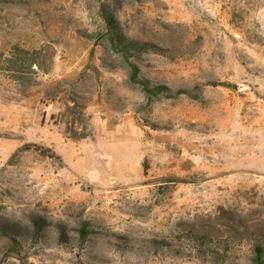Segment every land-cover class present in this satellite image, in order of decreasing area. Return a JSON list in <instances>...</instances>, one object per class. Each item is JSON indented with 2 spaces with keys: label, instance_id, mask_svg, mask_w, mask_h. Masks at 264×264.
Masks as SVG:
<instances>
[{
  "label": "rangeland",
  "instance_id": "obj_1",
  "mask_svg": "<svg viewBox=\"0 0 264 264\" xmlns=\"http://www.w3.org/2000/svg\"><path fill=\"white\" fill-rule=\"evenodd\" d=\"M259 245L264 0H0V264Z\"/></svg>",
  "mask_w": 264,
  "mask_h": 264
},
{
  "label": "trees",
  "instance_id": "obj_2",
  "mask_svg": "<svg viewBox=\"0 0 264 264\" xmlns=\"http://www.w3.org/2000/svg\"><path fill=\"white\" fill-rule=\"evenodd\" d=\"M111 41H112V45L113 47L124 53V54H130L131 51L133 49L136 48V46H138L139 44L136 42H130L127 43L125 41H123L122 39H120V37H117L116 34L112 33L111 34ZM136 77V74H135ZM134 80H136V78H134ZM148 89V88H147ZM166 90L164 87L158 88V91H163ZM149 93H153L152 90L148 89L147 90ZM253 264H264V247L259 245L256 247L255 249V257L253 259Z\"/></svg>",
  "mask_w": 264,
  "mask_h": 264
}]
</instances>
